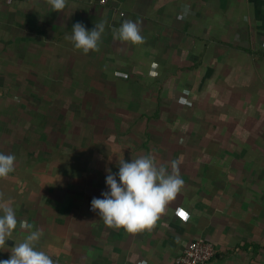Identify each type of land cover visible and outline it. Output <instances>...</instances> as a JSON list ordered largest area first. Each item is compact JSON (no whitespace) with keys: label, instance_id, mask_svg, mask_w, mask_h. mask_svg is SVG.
Here are the masks:
<instances>
[{"label":"crops","instance_id":"crops-1","mask_svg":"<svg viewBox=\"0 0 264 264\" xmlns=\"http://www.w3.org/2000/svg\"><path fill=\"white\" fill-rule=\"evenodd\" d=\"M99 1L0 0V152L16 156L0 205L17 217L0 260L40 230L55 264H176L196 240L216 264H264V0ZM127 20L142 44L114 40ZM77 22L104 23L98 51L74 47ZM65 73L89 100L70 139L29 105ZM144 155L178 162L184 185L150 229L109 227L90 202L120 159Z\"/></svg>","mask_w":264,"mask_h":264},{"label":"clouds","instance_id":"clouds-1","mask_svg":"<svg viewBox=\"0 0 264 264\" xmlns=\"http://www.w3.org/2000/svg\"><path fill=\"white\" fill-rule=\"evenodd\" d=\"M66 3L67 0H49L55 12L62 11ZM104 27L101 22L88 30L82 23L77 22L72 27L70 40L84 54L98 51ZM113 38L132 44L144 42L139 24L131 20L122 22ZM15 161L14 154L0 152V179L7 178L14 171ZM108 172L105 178L108 190L102 192L100 198L91 200V209L109 227L123 228L129 233L153 227L168 203L177 197L184 185L178 162H171L169 171L165 165L158 166L151 155L130 161L120 159L118 171ZM0 213V248H6L5 242L10 240L17 226L16 210L11 205H0ZM41 236L40 230L31 231L21 243L11 247L10 258L0 260V264H55L51 256L37 248Z\"/></svg>","mask_w":264,"mask_h":264},{"label":"rangeland","instance_id":"rangeland-1","mask_svg":"<svg viewBox=\"0 0 264 264\" xmlns=\"http://www.w3.org/2000/svg\"><path fill=\"white\" fill-rule=\"evenodd\" d=\"M38 72H41V70L37 69ZM46 71H44L45 73ZM43 73V74H44ZM48 73H52V71L50 70V72ZM40 75V74H38ZM41 78V75L38 77ZM71 80V76L67 75L65 73L64 75V79L62 80V82L58 83V84H51L52 82H50L49 84L43 83V89L41 90H46L48 93V95H52L55 93L56 97H52L50 99H43L40 100L39 98H33L32 102H30L29 105L32 106V108H34V113L32 114L33 117V121L37 122L41 119L42 117V113L40 108H44L45 110H49L48 116L49 118L47 119V121H49V123H54L55 126H57L59 128V131H54V134H56L57 132L60 134V132L64 133L65 138L66 139H70L73 137V129H72V125L73 122H71V120L75 119L78 116H82L85 117V108H87V106L89 105V100L87 98H83L82 99H77L79 96H83V93H79L77 92V85H73L71 83H69ZM22 87L19 88L17 91V98H16V102L20 103L22 102V97H21V93H25L26 91L30 92V88H28V84H22ZM33 90H35L33 93L34 94H38L40 92V85L38 84H34ZM46 87V88H45ZM21 92V93H20ZM20 93V94H19ZM59 96V97H57ZM77 96V97H76ZM28 106V105H27ZM31 106L27 107V111H30ZM57 108L58 109V113L60 115V112L63 111L64 113V124L62 125L60 119H62L63 116H58L55 114H51L50 111L51 109ZM40 110V111H39ZM33 112V109H32ZM30 114V113H29ZM58 118V119H57ZM59 121V122H56ZM69 123V124H66Z\"/></svg>","mask_w":264,"mask_h":264},{"label":"built area","instance_id":"built-area-1","mask_svg":"<svg viewBox=\"0 0 264 264\" xmlns=\"http://www.w3.org/2000/svg\"><path fill=\"white\" fill-rule=\"evenodd\" d=\"M13 0H7L11 3ZM111 0H100V5H105ZM123 16V14H121ZM216 250L214 246L203 240L192 241L184 252L177 258L176 264H216Z\"/></svg>","mask_w":264,"mask_h":264}]
</instances>
